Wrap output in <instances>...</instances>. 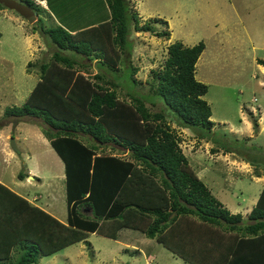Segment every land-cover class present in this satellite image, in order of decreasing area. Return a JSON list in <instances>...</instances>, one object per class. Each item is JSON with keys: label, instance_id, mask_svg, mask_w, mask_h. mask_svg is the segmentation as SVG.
Returning <instances> with one entry per match:
<instances>
[{"label": "trees", "instance_id": "1", "mask_svg": "<svg viewBox=\"0 0 264 264\" xmlns=\"http://www.w3.org/2000/svg\"><path fill=\"white\" fill-rule=\"evenodd\" d=\"M18 1L37 13L44 11L33 0ZM105 5L108 16L95 24L68 29L62 22L44 25L38 15L32 26L53 49L49 61L38 63L39 79L24 101L5 107L3 114L34 116L45 125L42 131L63 162L67 221L0 182V264H32L89 231L115 238L122 227L142 231L188 264H204L203 255L186 241L187 222L240 230L241 235L229 241L224 264H264V182L245 217L230 212L191 168L166 121L168 111L196 136L211 137L224 151L264 165V159L243 153L246 138L241 145L226 143L211 130L210 106L202 97L207 85L194 77L203 41L189 46L180 40L169 42L162 67L151 70L148 88L141 91L153 96L144 99L127 91L130 100L119 99L115 86L124 81L125 71L135 83L136 67L124 55L131 48L130 31L146 30L165 38L168 32L150 23L139 25L128 0H105ZM92 60L97 71L90 78L74 72V64L86 69ZM109 72L112 78L106 76ZM154 98L162 107L151 112L145 101ZM251 122L256 127L255 116ZM98 144L122 146L130 157L96 152ZM17 176H23L21 170Z\"/></svg>", "mask_w": 264, "mask_h": 264}, {"label": "rangeland", "instance_id": "2", "mask_svg": "<svg viewBox=\"0 0 264 264\" xmlns=\"http://www.w3.org/2000/svg\"><path fill=\"white\" fill-rule=\"evenodd\" d=\"M42 1L37 3L44 11H35L29 20L7 7L6 11L21 20H9L10 14L0 13L1 113L5 107L20 105L24 101L35 85L34 79H39L38 63L49 61L53 46L46 42L43 33L32 29L38 23V15L43 18L44 25L62 22L68 29L95 24L108 16L105 0ZM128 3L138 15L139 25L150 23L157 30L167 31L168 37L146 30L130 31L128 38L131 48L124 55L127 62L136 67L132 74L135 83L126 78L125 71L124 81L115 86L117 97L130 100L127 91L136 92L134 94L144 99L153 96L151 93L146 97L141 91L148 88L151 70L162 67L167 44L180 40L189 46L202 40L204 47L195 61L194 77L207 85L202 97L210 106L213 134L226 143L236 142L240 145L243 144L242 138H246L243 153L246 155V151L249 152L256 160L264 159V0H128ZM28 60L31 62L29 65ZM24 68L31 72V77L25 75L28 72ZM73 70L88 78L97 71L93 60L86 69L74 64ZM120 72L118 78L121 77ZM111 75L114 76L109 72L106 76L112 78ZM145 105L151 112L162 107L155 98L147 99ZM165 115L169 126L179 137L178 146L196 175L230 212H238L245 217L262 186L264 165H254L236 152L224 151L211 137H198L194 129L179 125L171 113L165 111ZM254 116L256 127L251 122ZM0 123L2 126L5 124L0 129V140L5 141V148L0 150V178L6 185H16L19 179L17 172L21 170L24 174L22 184L29 180L28 195L31 197L35 192L39 195L38 200L46 201L57 217L64 220L63 177L46 176L44 173L39 183L27 177L29 173L19 166V161L23 162V157H29V154L37 163L51 161L50 154L46 159L42 158L44 144L37 140V133L44 135L42 130L45 125L40 118L30 115L15 117L2 114ZM17 123L20 124L19 128L15 126ZM28 126L35 128V134L26 133ZM10 138H16L17 150L9 147ZM213 148L216 149L212 151ZM96 152L130 157L129 151L115 144H98ZM15 162L19 167L13 172ZM51 171L53 173V166ZM52 181L60 184L59 195L54 196L55 192L51 191L54 189ZM45 197L49 199L45 200ZM183 226H186L184 234L188 235L186 241L193 243L190 247H195L197 254L203 255L204 264H224L228 257L229 241L241 235L239 229H228L223 224L214 227L206 224L203 227L187 222ZM187 226L196 229L189 231ZM119 233H134L137 240L130 241L142 245L146 251L138 253L129 243L123 244L90 232L86 237L88 242L80 240L70 243L52 255L40 256L32 264H188L162 243L138 230L122 227ZM206 252H209V259L206 256L204 260Z\"/></svg>", "mask_w": 264, "mask_h": 264}, {"label": "crops", "instance_id": "3", "mask_svg": "<svg viewBox=\"0 0 264 264\" xmlns=\"http://www.w3.org/2000/svg\"><path fill=\"white\" fill-rule=\"evenodd\" d=\"M0 13H2V14H10V15H8V18H10L9 20H14V18L16 19V20H21L20 18H17V15H12L11 13H9L8 11H6V7H0ZM1 14V15H2ZM19 43L21 44V41H19ZM29 61V64L31 63L30 62V60H28ZM27 61V62H28ZM8 62V61H7ZM10 62V61H9ZM8 62V63H9ZM28 64V65H29ZM24 66H26V63H25V65ZM25 69V71H27L28 72V74H25V75H27V76H29V77H31V72L30 71H28V69H26V68H24ZM39 78V77H38ZM35 81H34V84L36 83V81L38 80V79H34ZM9 89H11V88H9ZM4 95H5V93H4ZM24 100V99H23ZM3 102V101H2ZM20 104V103H19ZM4 110V109H3ZM3 112V111H2ZM2 115V113H1V109H0V116ZM19 122V121H18ZM5 124H3V126H4ZM18 125H20L19 123H17L15 126L16 127H18ZM2 125L0 126V129L3 127ZM30 127H32V126H28L27 127V129H26V133L28 134V135H30V134H35V128H30ZM19 128V127H18ZM29 129V130H28ZM0 134H2V132H1V130H0ZM38 134V139L37 140H39V141H41V142H43V147H44V151L43 152H41V156H42V158L43 159H46L47 157H48V154H50V159H51V161H46L44 164L43 163H37V161L36 160H34V158L33 159H31L30 157H31V154H29V157H23V158H25V159H28L27 161H25V159H23V162H20L19 161V166H23L24 167V169H25V171L27 172V173H29V174H27V177H31V179H34L36 182H39L40 183V176L41 175H43L44 173L46 174V176L47 175H49V176H53V177H56V178H61V177H63V198H64V171H63V162H62V160H61V158L57 155V153L55 152V150L52 148V146L50 145V143H49V141H48V139L42 134H39V133H37ZM7 135V134H6ZM5 135V136H6ZM5 136H4V139H5ZM13 140H14V143H15V145H16V138H13ZM3 148H5V141H1L0 140V150H2ZM46 148V149H45ZM46 150H48L49 152H47ZM28 163H30L31 165H28ZM15 165V167H14V170H13V172L14 171H16V169L19 167L18 166V164H17V162H15L14 163ZM18 166V167H17ZM51 166H53V173H52V171H51ZM49 172H51V173H49ZM260 176H262V175H260ZM18 181H17V184L16 185H13V186H9V185H7L8 187H10L12 190H14V191H16L17 193H19V194H21V195H23L30 203H32V204H34V205H37V206H39L40 208H42V209H44L45 211H47L48 213H50L51 215H53V216H55L58 220H60L61 222H64V223H66V221H67V206H66V203H65V219L64 220H62L61 218H59V217H57V215L55 214V212L52 210V206L51 205H49L46 201H43V200H38V198H39V195H37V194H35V192H33L32 193V195H31V197L28 195V189H27V182H29V180L28 181H26L25 180V182L22 184V182H23V180H21V178H19V179H17ZM0 182H2L3 184H5L6 185V183L5 182H3L2 181V179L0 178ZM263 182H264V180L263 181H261V183L263 184ZM52 187L54 188H51V189H53V190H51V191H54L55 192V194H54V196L55 195H59V193H57V192H60V190H61V186H60V184L58 183V182H53L52 181ZM45 200L46 199H49V198H47V197H45L44 198ZM64 201H65V199H64ZM84 213H87L88 212V210L87 209H85V208H83V210H82ZM58 214H60L59 212H58ZM61 215V214H60ZM126 228H129V227H126ZM131 229H134V228H131ZM119 230V229H118ZM118 230H117V232H116V236H115V238H113V239H115V240H117V241H119V242H121V243H123V244H130V246H133V247H135V248H133L134 250H136V252H138V253H140V252H144V251H146V249H144L143 248V246L141 245V246H138V244H133V242L132 241H130V239H133V240H137V239H135V234L133 233V234H129V233H119L118 234ZM135 230H138V229H135ZM139 231V230H138ZM90 232H94V231H89L88 233H90ZM140 232H142V231H140ZM94 233H97V232H94ZM143 233V232H142ZM97 234H99V235H102V234H100V233H97ZM88 235V234H87ZM87 235L84 237V238H82V239H80V240H86V237H87ZM122 235H123V237H122ZM103 236H105V235H103ZM119 236L121 237V238H119ZM106 237H108V236H106ZM109 238H111V237H109ZM121 239V240H120ZM80 240H78V241H80ZM87 241V240H86ZM76 242V241H75ZM88 242V241H87ZM157 242V241H156ZM72 243H74V242H72ZM68 245V244H67ZM66 246V245H65ZM62 247H64V246H62ZM62 249V248H61ZM60 248L58 249V250H56L55 252H58V251H60L61 250ZM55 252H53V253H55ZM53 253H51V254H49V255H52Z\"/></svg>", "mask_w": 264, "mask_h": 264}, {"label": "water", "instance_id": "4", "mask_svg": "<svg viewBox=\"0 0 264 264\" xmlns=\"http://www.w3.org/2000/svg\"><path fill=\"white\" fill-rule=\"evenodd\" d=\"M0 3L7 8L13 9L27 20L32 19V16L36 13L30 6L18 0H0ZM9 146L12 149H16L12 138L9 139Z\"/></svg>", "mask_w": 264, "mask_h": 264}, {"label": "clouds", "instance_id": "5", "mask_svg": "<svg viewBox=\"0 0 264 264\" xmlns=\"http://www.w3.org/2000/svg\"><path fill=\"white\" fill-rule=\"evenodd\" d=\"M33 1H35V2H37V1H42V0H33ZM43 2V1H42ZM4 6V5H3ZM20 15V14H19ZM3 114V113H2ZM45 136V135H44ZM46 137V136H45ZM48 139V138H47ZM14 141V140H13ZM49 141V140H48ZM15 144V143H14ZM10 147V146H9ZM15 147H16V145H15ZM15 150H17V147H16V149ZM24 175V174H23ZM89 211V210H88ZM78 241V240H77ZM75 242V241H74ZM70 244V243H69Z\"/></svg>", "mask_w": 264, "mask_h": 264}]
</instances>
